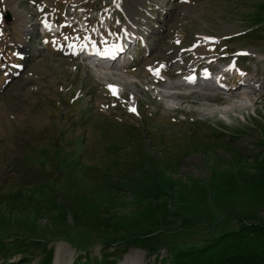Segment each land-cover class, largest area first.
<instances>
[{"label":"rangeland","instance_id":"1","mask_svg":"<svg viewBox=\"0 0 264 264\" xmlns=\"http://www.w3.org/2000/svg\"><path fill=\"white\" fill-rule=\"evenodd\" d=\"M137 1L127 63L78 54L120 45ZM194 56L198 79L231 66L224 95L166 107ZM243 222L264 223V0H0V264H171Z\"/></svg>","mask_w":264,"mask_h":264},{"label":"trees","instance_id":"2","mask_svg":"<svg viewBox=\"0 0 264 264\" xmlns=\"http://www.w3.org/2000/svg\"><path fill=\"white\" fill-rule=\"evenodd\" d=\"M171 264H264V223L243 222L201 245L178 249Z\"/></svg>","mask_w":264,"mask_h":264},{"label":"bare ground","instance_id":"3","mask_svg":"<svg viewBox=\"0 0 264 264\" xmlns=\"http://www.w3.org/2000/svg\"><path fill=\"white\" fill-rule=\"evenodd\" d=\"M122 4H124V3H121V6H124L125 7V9L128 11V16H129V18L127 16L128 19H127V22L125 24V27H126V30H127L126 35H125V38L122 40L121 44L118 45V46H115V45L114 46H111V47L110 46L109 47H106L105 46L103 48V50L101 51V54H104V55L107 54V55H109V54H113V53H118L120 51V49L124 50V49L128 48L126 46L127 45L129 46V43L132 41L131 39H133L134 37L136 38V35L139 32L140 24H137L138 22H137L136 16H137V14H139L140 9H141L140 1H137L136 4H130L129 6L128 5H122ZM138 25H139V28H138ZM137 28H138V32H137ZM96 46H98V45L94 44V46H88L86 48V50L83 49L82 52H79L78 50H77V52H78V54L80 56H82V54L85 52L86 54H88L87 58L91 59V58H93L92 53L95 51V47ZM198 60H199V58L196 57V56H194L193 59H192V61H191L190 66H186V65H180L179 66L180 62L182 61V58L181 57L180 58H177V59L174 58V61H175L176 65L178 66V68H176V70H175L176 73L169 78V81L171 83L169 82L168 83V86H172L174 84V82H177L178 83L176 85H182V88H184L183 86H189V84H191V86H194V85H197V86H205V87H207V90L209 92H204V93H207V94H209V93H212L213 94L214 93V95L216 97L217 96L218 97H222V95H224L223 94L224 93L223 91L226 88V86L223 83L220 82L218 84V87H216V88L215 87H210L208 85V82L210 80H212L211 78H209V77H201L200 79H195V78L193 79V77L191 76L190 71L193 68V66L195 64H197L196 62ZM100 63H102V62H100ZM164 64L165 63L158 62L157 64H155L154 70L156 72L163 70ZM103 66H104L103 68H106V69L107 68H110V69L112 68V67L106 66V64H103ZM118 66H121L122 67V65H118V64H116L115 67H118ZM228 73H229V71H228ZM177 74L178 75L181 74L182 77H179ZM224 75H225V73H222V77ZM247 87L248 86H247L246 83L245 84H239V85H233V86L228 87L227 92L228 93H231L232 92V94H229V97H231V98H233V96H235V95H239L241 99L252 98V96L254 94H251L250 91H247ZM217 90L219 92H217ZM190 93L192 94V91ZM190 93H188V95ZM171 97H173V96H171Z\"/></svg>","mask_w":264,"mask_h":264},{"label":"snow or ice","instance_id":"4","mask_svg":"<svg viewBox=\"0 0 264 264\" xmlns=\"http://www.w3.org/2000/svg\"><path fill=\"white\" fill-rule=\"evenodd\" d=\"M133 111H134V109H133Z\"/></svg>","mask_w":264,"mask_h":264}]
</instances>
